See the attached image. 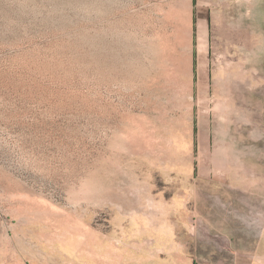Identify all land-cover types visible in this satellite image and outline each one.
<instances>
[{
	"label": "rangeland",
	"instance_id": "374dc122",
	"mask_svg": "<svg viewBox=\"0 0 264 264\" xmlns=\"http://www.w3.org/2000/svg\"><path fill=\"white\" fill-rule=\"evenodd\" d=\"M226 234L264 250V0H0V264Z\"/></svg>",
	"mask_w": 264,
	"mask_h": 264
},
{
	"label": "crops",
	"instance_id": "0c3cea01",
	"mask_svg": "<svg viewBox=\"0 0 264 264\" xmlns=\"http://www.w3.org/2000/svg\"><path fill=\"white\" fill-rule=\"evenodd\" d=\"M236 68L240 70L237 71ZM234 69V72H229L227 75L230 77V80L233 79L234 82L242 83L241 64L238 65V67L236 65ZM251 194L255 195V193ZM256 195H258V192ZM225 238L226 242L236 244L234 247L235 251L232 252L234 260L221 262L219 264H264V250H258V244H255L257 242L254 243L252 241L250 247H245L243 244L247 242L245 240L247 238L241 235L226 234ZM170 243L169 249H167V246L164 248L162 247V250L153 253L151 257H147L146 252L141 253L140 251L137 256L133 253V255L129 256L130 260L122 264H198L188 244L182 246L179 241L173 237Z\"/></svg>",
	"mask_w": 264,
	"mask_h": 264
}]
</instances>
